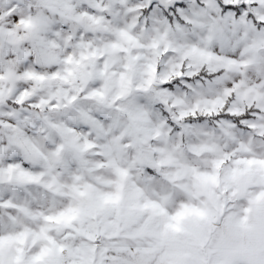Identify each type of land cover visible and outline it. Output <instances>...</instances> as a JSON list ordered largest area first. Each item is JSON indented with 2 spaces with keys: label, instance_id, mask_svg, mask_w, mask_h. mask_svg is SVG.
<instances>
[{
  "label": "snow or ice",
  "instance_id": "6c2138e0",
  "mask_svg": "<svg viewBox=\"0 0 264 264\" xmlns=\"http://www.w3.org/2000/svg\"><path fill=\"white\" fill-rule=\"evenodd\" d=\"M0 264H264V0H0Z\"/></svg>",
  "mask_w": 264,
  "mask_h": 264
}]
</instances>
